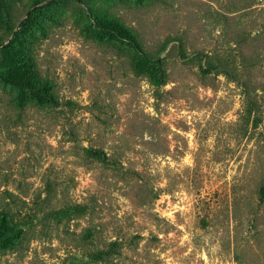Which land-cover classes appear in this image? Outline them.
I'll list each match as a JSON object with an SVG mask.
<instances>
[{"label":"rangeland","instance_id":"374dc122","mask_svg":"<svg viewBox=\"0 0 264 264\" xmlns=\"http://www.w3.org/2000/svg\"><path fill=\"white\" fill-rule=\"evenodd\" d=\"M263 183L264 0H0V264H264Z\"/></svg>","mask_w":264,"mask_h":264},{"label":"trees","instance_id":"16d2710c","mask_svg":"<svg viewBox=\"0 0 264 264\" xmlns=\"http://www.w3.org/2000/svg\"><path fill=\"white\" fill-rule=\"evenodd\" d=\"M96 27L99 29L103 34L107 35L108 37H114L121 40H124L128 42L131 46H133L136 50L140 49V46L135 38V36L132 34V32L122 26L119 23L115 22H107L103 20H99L96 22ZM179 56L182 59H189V56L183 52H179ZM215 68H219L215 67ZM222 71V70H220ZM229 75L232 76L231 72H227ZM5 80L10 82V84H13L14 87L17 89V96L16 98L20 101V99H31L35 100L38 103H46L49 108H52L57 104L55 101V96L52 92H46L45 89L41 88L39 86V83L35 85L31 79L27 78L22 73H19L15 70H9L8 73H6L5 76H3ZM21 106V105H19ZM245 117L251 122L252 125H256L259 123L260 118L256 113L255 109V103L251 100L248 101L247 109L245 112ZM92 155L97 156L103 153L102 149L100 148H91ZM259 199H264V183L259 189ZM74 208L71 206L65 207V210H73ZM57 208H52L49 210L48 214L52 215L53 217L57 216ZM26 217L17 218L14 212H12L10 209H7L5 207L1 208L0 210V244L3 245H9V246H19L22 241L21 239L25 238V235L28 232V229L30 228L29 221L25 220ZM95 236L96 234H86L85 237L89 236ZM93 241V240H92ZM20 243V244H19ZM118 241L117 240H110L107 243V246L109 249L108 251H111L110 247L117 246ZM104 254V251L99 249L95 250L94 255L95 258L101 257V255Z\"/></svg>","mask_w":264,"mask_h":264}]
</instances>
